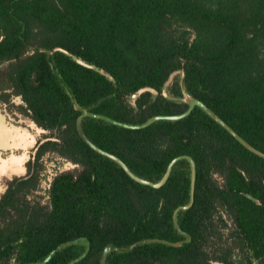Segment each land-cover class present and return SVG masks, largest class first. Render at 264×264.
<instances>
[{
  "label": "trees",
  "instance_id": "1",
  "mask_svg": "<svg viewBox=\"0 0 264 264\" xmlns=\"http://www.w3.org/2000/svg\"><path fill=\"white\" fill-rule=\"evenodd\" d=\"M181 73L186 92L256 153L199 108L145 129L92 117L81 127L148 181H158L173 158H193L194 201L177 214L188 241L172 221L189 201L186 160L153 189L76 130L82 109L132 125L184 112ZM141 88L156 94L131 104ZM0 106L44 133L25 174L0 196V264H68L84 253L82 238L89 250L75 264H99L107 245L144 239L182 244L111 252L105 264H264V0H0ZM48 154L76 167L55 173L42 196Z\"/></svg>",
  "mask_w": 264,
  "mask_h": 264
},
{
  "label": "water",
  "instance_id": "2",
  "mask_svg": "<svg viewBox=\"0 0 264 264\" xmlns=\"http://www.w3.org/2000/svg\"><path fill=\"white\" fill-rule=\"evenodd\" d=\"M50 53H51L50 51H47L48 55H50ZM76 62L78 64L84 66V67L91 68V66L89 64L83 62L80 59H77ZM101 73L104 76H106V77H110L109 74L106 73L104 70H102ZM180 75H181L180 91H181V94L183 96V101L187 105V108H186V110L184 112H182L180 114H175V115H155V116L150 117L143 124L132 125V124H128V123H124V122L115 120V119L107 117L105 115L96 114V113H93V112H89L86 109H82L81 110V115L77 118V121H76V130H77L79 136L81 137V139L85 142V144H87V146L90 147L93 151H95L96 153H98L99 155H101L103 157H106V158L114 161L116 164H118L120 166V168L123 170V172L131 180H133L137 184H140V185H143V186H148V187H151L153 189H159V188L163 187L164 184L167 182L169 176H170V173H171V170H172V167L174 166V164L176 162L180 161V160H186L188 162V164H189V169H190L189 201H188L187 204L179 206L173 211L172 221H173V226L176 229V231L179 234H181V235H183L185 237V241H188V239H189L188 234L183 232L180 229L179 225H178L177 214L180 211L188 210L192 206L193 201H194L196 166H195V161L193 160V158L190 157V156H187V155H180V156H177V157L173 158L167 164L166 169L164 171V174L162 175V177L158 181H156V182L148 181V180H145V179H143L141 177L136 176L132 171H130V169L127 167V165L120 158H118L117 156H115V155H113L111 153H108V152L102 150L101 148L97 147L94 143H92L88 139V137L85 135V133L82 130V127H81V119L83 117H92V118H96V119L105 121V122H107V123H109L111 125H114V126H117V127H120V128H124V129H130V130L145 129V128L149 127L150 125H152L153 123L157 122V121H179V120H182V119L186 118L187 116H189L195 108H199L207 116H209L213 121H215L219 126H221L224 130H226L241 145H243L244 147H246L250 151L255 152L250 146H248V144H246L244 142V140L224 120H222L218 115H216L210 108H208L199 99H196V98L190 96L186 92L183 75H182V73ZM166 87H167V84H166ZM166 87H164L162 89V94L164 96H167ZM144 92H151V93L156 94V91L154 89H152V88H141V89L136 90L134 93H132L130 95L129 102L131 104H134L135 100L137 99V97H139ZM74 106L76 107V109H78V106H77L76 103H74ZM41 132H43V130H41ZM76 242L80 243L81 245H84L86 247V249H85L84 253L80 257L72 260L68 264H75V263L79 262L88 253L89 242H88V240L86 238L78 239V240H76ZM151 242L166 243V244H169V245H172V246H180L182 244V242L169 243V242H167L165 240H160V239H144V240H140V241L132 243L129 247H126V248L118 247V246L109 244L103 249L99 264H105L106 258L108 256V254L111 253V252L126 253V252L134 250L135 248H137V247H139V246H141L143 244L151 243ZM56 250H54L52 253H50V255H48V257L44 260V262H47Z\"/></svg>",
  "mask_w": 264,
  "mask_h": 264
},
{
  "label": "rangeland",
  "instance_id": "3",
  "mask_svg": "<svg viewBox=\"0 0 264 264\" xmlns=\"http://www.w3.org/2000/svg\"><path fill=\"white\" fill-rule=\"evenodd\" d=\"M171 80L172 78H170V80L168 81L167 86H169V84L171 83ZM14 101L16 103L19 102L18 99H14ZM9 118L10 116L8 117L6 114H4L3 108L0 106V134H3L4 136L6 132V135L3 137L2 143H4V139L10 140V139L20 138L19 134H17L18 132H21L23 135L31 134L33 138H35V140H37V138H41L42 134H44L43 132L39 130V128L34 126L33 123L28 121L27 119H22V118H17V119L10 118L9 119ZM1 145L2 144L0 143V146ZM8 147L10 148L8 150L5 148L4 149L0 148V164H5L8 161V160L6 161L5 159L12 156V154H16V155L20 154L18 153L19 151L17 150V148L16 150H14L15 148H11L10 146ZM29 151L31 152V150ZM23 153H26V151H23ZM12 159L15 162L14 171L16 173L22 172L23 171L22 158L12 157ZM42 161H43L44 177L40 184L39 195L43 196L45 190L47 189V184H48L49 179H51L55 173L59 171H64V170H72L76 166L71 164L68 161L58 158L54 154H48L44 156ZM3 173H4L3 171L0 172V188L2 186L1 184L5 183L6 181L5 178L11 179L13 177L11 175H7L6 177L4 176ZM213 264H219V263H213Z\"/></svg>",
  "mask_w": 264,
  "mask_h": 264
},
{
  "label": "crops",
  "instance_id": "4",
  "mask_svg": "<svg viewBox=\"0 0 264 264\" xmlns=\"http://www.w3.org/2000/svg\"><path fill=\"white\" fill-rule=\"evenodd\" d=\"M17 134H19L20 138L10 139V140H5L4 139V143H2V141H0V143L2 144L0 146V148L1 149L5 148L7 150L10 149L8 146H10L11 148H15L14 150H16V148H17V150L19 151L18 153H20V154H18V155L12 154V156L22 158L23 171L19 172V173H16L14 171L15 168H13V169L4 168L3 169V172H4L3 174L6 177H7V175L21 176V175L25 174L26 170H25L24 164L29 159V155H30V151L29 150H31L33 148V146L35 145V143H36L35 138H33V136L31 134L30 135L29 134L23 135L21 132H18ZM5 135H6V132H5L4 136ZM23 151H26V153H23ZM8 158H6L5 160H8ZM12 163H13V160L7 161L5 164H12ZM3 189L4 188L1 186V188H0V192H1L0 196L3 193Z\"/></svg>",
  "mask_w": 264,
  "mask_h": 264
},
{
  "label": "flooded vegetation",
  "instance_id": "5",
  "mask_svg": "<svg viewBox=\"0 0 264 264\" xmlns=\"http://www.w3.org/2000/svg\"><path fill=\"white\" fill-rule=\"evenodd\" d=\"M37 139H38V138H37ZM35 144H36V143H35ZM34 146H35V145H34ZM34 146H33V148H34ZM33 148L31 149V152H30V155H29V159H30V156H33V152H32ZM12 157H14V156H10V157L8 158V161H9V160H13ZM29 159H28V160H29ZM28 160H27V161H28ZM6 161H7V160H6ZM27 161H26V162H27ZM13 162H14V161H13ZM26 162H25V164H26ZM13 164H14V163H13ZM25 164H24V167H25ZM25 170H26V169H25ZM21 176H22V175H21ZM13 177H15V175H14ZM13 177H12V178H13ZM12 178H11V179H12ZM5 179H6L5 183H6L7 181L11 180L10 178H5ZM5 183H2V184H1L2 187L4 188V189H3V193L5 192V188H6ZM48 183H49V181H48ZM3 193H2V194H3ZM2 194H1V195H2Z\"/></svg>",
  "mask_w": 264,
  "mask_h": 264
},
{
  "label": "bare ground",
  "instance_id": "6",
  "mask_svg": "<svg viewBox=\"0 0 264 264\" xmlns=\"http://www.w3.org/2000/svg\"><path fill=\"white\" fill-rule=\"evenodd\" d=\"M40 130V129H39ZM41 131V130H40ZM3 134H0V141H2L3 140ZM7 139V138H6ZM13 163H15V162H13ZM0 164V172H2L3 171V169L4 168H10V169H13V168H15L14 167V164Z\"/></svg>",
  "mask_w": 264,
  "mask_h": 264
}]
</instances>
